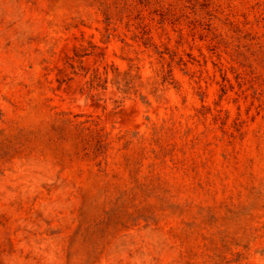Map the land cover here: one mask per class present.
Returning <instances> with one entry per match:
<instances>
[{"label":"rangeland","instance_id":"obj_1","mask_svg":"<svg viewBox=\"0 0 264 264\" xmlns=\"http://www.w3.org/2000/svg\"><path fill=\"white\" fill-rule=\"evenodd\" d=\"M0 264H264V0H0Z\"/></svg>","mask_w":264,"mask_h":264}]
</instances>
